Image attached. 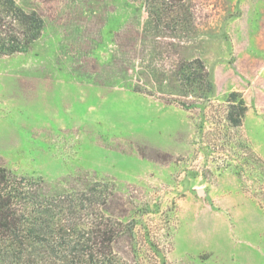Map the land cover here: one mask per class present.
Masks as SVG:
<instances>
[{
	"label": "rangeland",
	"instance_id": "rangeland-1",
	"mask_svg": "<svg viewBox=\"0 0 264 264\" xmlns=\"http://www.w3.org/2000/svg\"><path fill=\"white\" fill-rule=\"evenodd\" d=\"M13 1L44 27L0 58V168L50 195L114 183L147 210L139 264H162L142 244L152 225L164 264H264V177L235 147L264 163V0H190L183 32L130 0ZM194 59L213 90L188 112L176 69ZM232 92L247 106L238 130L224 120Z\"/></svg>",
	"mask_w": 264,
	"mask_h": 264
},
{
	"label": "trees",
	"instance_id": "trees-1",
	"mask_svg": "<svg viewBox=\"0 0 264 264\" xmlns=\"http://www.w3.org/2000/svg\"><path fill=\"white\" fill-rule=\"evenodd\" d=\"M130 1L140 3L158 28L183 32L192 26L190 0ZM43 27L37 13L23 11L13 0H0V58L28 52ZM176 72L183 99L175 103L192 112L197 101H209L213 86L199 59L180 63ZM225 102L226 125L238 130L247 106L236 92ZM235 147L245 156L244 163L250 161L251 168L264 177V163L247 144L237 140ZM237 174L244 175L245 170L239 167ZM84 179L64 194L50 195L40 180L0 168V264L140 263L136 219L147 214L146 208L130 202L133 197L118 194L112 182ZM143 230L142 244L147 245L154 262L164 264L158 229L152 225Z\"/></svg>",
	"mask_w": 264,
	"mask_h": 264
},
{
	"label": "water",
	"instance_id": "water-1",
	"mask_svg": "<svg viewBox=\"0 0 264 264\" xmlns=\"http://www.w3.org/2000/svg\"><path fill=\"white\" fill-rule=\"evenodd\" d=\"M201 193V192H200Z\"/></svg>",
	"mask_w": 264,
	"mask_h": 264
}]
</instances>
